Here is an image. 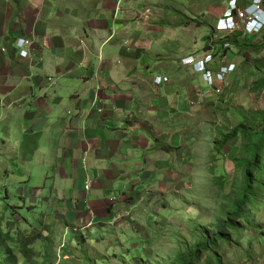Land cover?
I'll use <instances>...</instances> for the list:
<instances>
[{"label":"crops","instance_id":"crops-1","mask_svg":"<svg viewBox=\"0 0 264 264\" xmlns=\"http://www.w3.org/2000/svg\"><path fill=\"white\" fill-rule=\"evenodd\" d=\"M189 1L193 5L196 0ZM251 1L239 0L242 5ZM18 3L11 32L0 36V48H8L0 63L8 65L6 78L16 73V90L28 96L1 95L7 114L18 122L16 129L12 116L6 123L9 135L4 139L17 153L15 161H7L17 176L21 168L15 166L22 164L28 182L33 165L53 166L57 173L51 183L50 177L43 186L35 182V189L19 181L15 196L27 199L34 214L58 208L54 218L43 216V226L50 229L41 232L51 239L60 226L66 237L74 227L78 233H110L102 228L112 218L104 202L114 191L148 194V189L167 186L184 169L194 168L196 159L183 157L205 137L203 132L199 138L201 127H212L222 97L210 92L184 60L203 54L211 27H191L164 0ZM2 15L6 22L8 16ZM19 38L34 42L31 65L14 45H6ZM156 77H168L169 82L155 84ZM7 84L14 89L13 83ZM93 97L100 100L103 113L91 108ZM20 154L27 159L19 161ZM87 178L92 179L89 191L84 190Z\"/></svg>","mask_w":264,"mask_h":264},{"label":"rangeland","instance_id":"rangeland-1","mask_svg":"<svg viewBox=\"0 0 264 264\" xmlns=\"http://www.w3.org/2000/svg\"><path fill=\"white\" fill-rule=\"evenodd\" d=\"M254 1L242 5L239 0L221 2L218 0L215 2L196 0L192 5L189 0H164L165 5L180 12L181 19L187 20L191 27H211L208 28L210 30L206 38L204 52L199 58L204 56L210 58L214 67L217 68L231 62L236 64V70L229 77L224 93L223 89L225 88L222 83L221 94H219L222 96V105L218 110L219 113L214 114L215 118L210 121L212 127L205 128L204 131L201 127L199 138L203 132L206 134L205 137L200 142L193 144L198 146L190 149L183 157L187 160L196 159L193 164L194 168L184 169L179 178L171 180L172 183L167 186H155L153 189H148V194L124 196L121 194L122 188L119 191H114L111 196L109 195V201L104 202L106 209L109 208L111 211L112 218H110L109 227L103 226L102 228L110 230V233L105 231L98 235V230H95L96 232L83 230L78 233V228L74 227L75 231L70 232L66 237L62 236L65 227L60 226L52 232L53 235L57 234L52 239L44 233L43 238L47 236L49 242L46 239L43 240L44 242H38L36 246L34 244L32 258L30 262L27 261L28 264H170L179 252H185L196 241L213 240L225 217L222 206L228 203L229 196L232 192H237V186L244 181L245 167L241 164L247 165L246 146L249 144L243 135L236 137L220 150L216 149V143L221 141L222 136L233 132V129L241 123L252 126L253 130L258 126L261 131L264 130V86L262 88H259V85L256 86V83L264 80V47H261L264 44V33L249 36L251 33L247 31L246 27L241 26V18L238 15L239 10H243L242 12L247 10L249 12L247 14L257 23L258 20L264 21L260 17L264 12L259 11L261 1L256 0L255 8L252 7ZM18 2L19 0H0V7L7 8L6 11H0V33H4V35H0L2 39L9 35L12 23L15 21L14 18L19 14ZM47 5L52 6L51 4ZM94 5L95 3L91 7ZM62 11H64L63 7ZM2 14L8 16L6 22ZM88 14H90V10ZM230 17L238 24L230 26ZM190 24L187 23V26ZM218 28H223V30L219 32ZM0 41L3 40L0 39ZM16 41L8 40L6 45L12 44L16 47ZM250 42L253 45L249 46ZM225 43H228V51L222 50L226 47ZM219 47L222 49L217 53ZM2 48H0V59L3 58ZM217 61H221L220 65L217 64ZM7 70H9L8 65L5 62L0 63V86L5 83V87L0 88V102H2V104L0 103V217H5L0 221V238L2 240L7 238L9 226L17 224L16 219L28 218L29 215L34 218L36 216L29 214L24 208L12 209V205H19L15 198L19 181L22 186L35 189V182L43 186L47 178L50 177L51 179L47 182L51 183L56 180V178H52L54 172L57 173L53 166L47 168L41 167L42 164L33 165V170L30 171L31 182H28V176L25 175L26 168L21 170L22 164L15 166L17 170L21 168L17 176L14 172L15 169L7 161H15L17 153L16 147L13 145V150L9 148L4 139L9 135L7 124L12 116L7 114V110L3 107L6 104V99L3 98L4 93H13L12 96L18 95L19 97L21 95L28 96V93L16 90V73L12 74L9 79L6 78ZM49 81L53 80L49 79ZM8 82L13 83L14 89H7ZM96 89L100 90L98 86ZM49 94L52 97L54 91L50 90ZM1 95H3L2 98ZM60 96L62 97V95ZM91 108L100 114L104 112L100 100L96 97L92 98ZM12 119L16 129L17 119L14 116ZM212 130L214 132L210 133ZM40 149L44 153L42 146ZM86 156L82 161V166L85 169L88 167ZM25 158L24 154H20L19 161ZM6 172H12L14 183L7 181ZM215 178L219 181H216ZM88 181H92V179L87 178L84 186L85 191H89L86 190V186L91 189V184L90 188L87 184ZM262 181L261 190L258 192V203L257 206H253L252 213L253 225L256 228H250L244 224L239 229V233L233 234L235 239H230L229 242L225 241L222 243L223 245H216L215 249L213 243L208 242L206 247H209V250H201L200 260L196 261V264H218L214 258L213 249L219 252L223 264H264V178ZM6 187H10L13 199L9 200L11 206L7 205L9 201L3 193ZM57 210L49 209L45 219L47 217L54 218L58 214ZM42 232L40 233L42 234ZM225 232L230 233L229 230ZM9 245L14 249L13 244L9 243ZM5 253L11 254L9 249H6ZM15 255L20 258L19 264H27L26 260L20 257L21 254L18 250L15 251Z\"/></svg>","mask_w":264,"mask_h":264},{"label":"trees","instance_id":"trees-1","mask_svg":"<svg viewBox=\"0 0 264 264\" xmlns=\"http://www.w3.org/2000/svg\"><path fill=\"white\" fill-rule=\"evenodd\" d=\"M250 45L253 44L250 42L249 46ZM261 47H264V44ZM223 50L228 51L229 48ZM258 85L259 88H262L264 86V80L256 83V86ZM252 128V126H246L245 123H242L233 129L234 131L230 134L222 136L221 141L217 142L215 146L217 150H220L224 145L230 143V141L240 135L245 136L246 140L249 142L246 146V153L248 154L247 165L241 164L245 167L244 181L241 185L237 186L238 191L232 192L229 196L228 203L222 206V211L225 217L221 221L217 234L214 236L213 240H207L204 238L206 239L205 242L204 240L196 241L195 244L189 247L185 252H179L170 264H196L195 262L200 260L199 255L201 250H209V247H206L208 242H210V244L213 243L215 249L216 245H223L222 243L225 241L229 242L230 239L232 240L234 238L233 234L235 235L236 233H239V229H241L244 224L250 228H256L253 225L252 213L254 209L253 206H257V199H259L258 192L261 190L263 184L262 179L264 178V130L261 131L260 126L255 130ZM8 173L6 172V179L8 182H11L13 179V176H11L12 172ZM215 180L219 181L217 178H215ZM10 187H6L3 190L8 201L13 200L10 193ZM15 198L19 202V205H12V209L19 210L20 208H24L29 214H34V212L29 210L30 205L27 204V199L17 196H15ZM11 201H9L7 205H10ZM45 214V210H40L39 214H35V218L30 215L28 218L20 217L16 219V225L13 224V226H9V232L6 235L7 238L4 240L0 238V264H19L20 258L15 255V251L17 250L21 254L20 257L26 260V263L27 261H31L34 244L36 246L38 242L47 239V236L46 238H43L44 234H41L40 232L45 229H50L43 226V216H45ZM4 218L5 217L2 218L1 216L0 221ZM20 220L23 221L20 222ZM226 230H229L230 233L227 234L225 232ZM9 243L14 245V249L11 248ZM6 249L10 250V255L5 253ZM214 249V258L218 264H223L219 252Z\"/></svg>","mask_w":264,"mask_h":264},{"label":"built area","instance_id":"built-area-1","mask_svg":"<svg viewBox=\"0 0 264 264\" xmlns=\"http://www.w3.org/2000/svg\"><path fill=\"white\" fill-rule=\"evenodd\" d=\"M261 1V8L259 9V11L264 12V0H260ZM255 4H256V0L254 1V4L252 7L255 8ZM260 7V6H258ZM243 10H239L238 11V15L241 18V26L246 27L247 31L249 33H251L249 36H257V35H261L264 33V21L258 20V23L254 20V18L252 19L251 16H249V12L247 10H244L246 12H242ZM248 13V14H247ZM260 17H262L264 19V14L262 13L260 15ZM230 23L229 25H237L238 23L235 22L231 17L229 18ZM223 30V28H218V31L221 32ZM16 47L19 48V53L20 56L26 59H29V63L31 65V56H30V50L33 47L34 42L30 41V40H24V39H19L18 41H16ZM225 48H229L228 43H225ZM6 47H3L1 49L2 53H6L7 52ZM206 56H204L203 58H199V57H188L184 60V64H187L188 66H191L193 68V70L196 73H199L204 81L209 84L210 86H212L210 89L212 91H214L215 94L219 95L221 94V86H216L214 87V82H222L224 85L223 87L226 88V83L228 82L229 77L235 72L236 70V64L234 63H229L226 66L223 65L219 68H215L212 60L210 58H205ZM213 76L215 78H213ZM155 84H166L169 82L168 78L165 77H156L154 80ZM224 90V89H223ZM89 185L90 188V184H92V181H88L87 183ZM86 190H90L87 188L86 186Z\"/></svg>","mask_w":264,"mask_h":264},{"label":"bare ground","instance_id":"bare-ground-1","mask_svg":"<svg viewBox=\"0 0 264 264\" xmlns=\"http://www.w3.org/2000/svg\"><path fill=\"white\" fill-rule=\"evenodd\" d=\"M213 78H215L214 76H213ZM222 84V82H214V87H216V86H220ZM212 86H210L209 84H208V88L210 89ZM227 89V88H226ZM226 89H224L223 90V93L226 91ZM212 90L210 89V92H211ZM220 97H222V96H220Z\"/></svg>","mask_w":264,"mask_h":264},{"label":"clouds","instance_id":"clouds-1","mask_svg":"<svg viewBox=\"0 0 264 264\" xmlns=\"http://www.w3.org/2000/svg\"><path fill=\"white\" fill-rule=\"evenodd\" d=\"M189 67H191V66H189Z\"/></svg>","mask_w":264,"mask_h":264}]
</instances>
